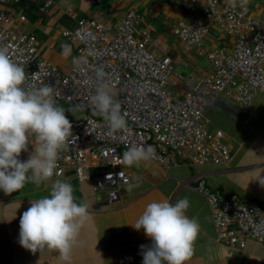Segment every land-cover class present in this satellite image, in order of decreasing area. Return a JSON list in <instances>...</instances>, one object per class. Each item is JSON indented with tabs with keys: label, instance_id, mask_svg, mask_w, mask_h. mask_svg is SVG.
Masks as SVG:
<instances>
[{
	"label": "built area",
	"instance_id": "1",
	"mask_svg": "<svg viewBox=\"0 0 264 264\" xmlns=\"http://www.w3.org/2000/svg\"><path fill=\"white\" fill-rule=\"evenodd\" d=\"M7 1L0 0V46H7L11 59L24 67V87L50 85L57 106L66 112L76 107L73 114L78 116H67L75 141L70 138L60 152L59 175L53 176L70 173L78 182L89 181L109 203L118 201L124 181L130 182L123 165H116L130 145L154 146L156 158L151 161L161 167L222 164L229 158L225 134L207 128L206 110L221 94L246 108L258 93H264V32L248 16L246 6L233 9L227 0H180L190 11L210 18L235 42L230 52H209L210 70L181 98H175L166 87L173 74L171 61L147 49V30L136 36L138 18L132 10L114 24L82 19L65 32L77 43V49L64 72L39 55L34 36L6 27L10 21L4 9ZM172 33L186 48H192L204 40L207 28L193 19ZM90 50L95 54H89ZM98 69L106 73L103 81L97 78ZM101 82L108 84L113 98L121 103L122 114H127L126 132L110 133L91 105L90 97ZM109 175L112 179H107ZM195 190L206 197L220 241L238 248L244 246L245 238L264 242V207L255 201L212 194L202 179L196 182Z\"/></svg>",
	"mask_w": 264,
	"mask_h": 264
},
{
	"label": "crops",
	"instance_id": "2",
	"mask_svg": "<svg viewBox=\"0 0 264 264\" xmlns=\"http://www.w3.org/2000/svg\"><path fill=\"white\" fill-rule=\"evenodd\" d=\"M22 4L25 9L13 1L4 5L10 20L6 27L34 35L39 55L64 72L77 49V43L65 32L82 19L114 24L132 10L138 18L136 36L147 30V49L156 57L171 61L173 74L166 87L175 98H181L200 75L210 70L209 52L217 49L230 52L235 42L210 18L199 11H190L180 0H22ZM246 7L248 16L264 32V0H248ZM25 10L32 11L26 19ZM193 19L201 21L207 33L198 46L186 48L172 31ZM218 99L206 110L205 122L210 131L220 129L225 134L229 158L222 164L179 163L161 167L149 161L139 166H123L130 182L133 176L142 180L131 192L126 190L127 185L123 186L119 200L113 203L108 202L103 192L94 191L89 181L78 182L70 173L53 176L39 186L26 183L10 195L0 191V264H143L141 245L151 246L152 241L143 229L136 230L131 224L149 203L163 200L175 203L185 197L190 201L186 215L200 224L194 255L186 264H264V242L245 238L244 246L238 248L218 239L207 200L194 189L196 181L202 179L217 196L264 202V186L258 180L264 177V93H258L246 108L232 99V102L221 100L217 105ZM212 112L222 118L220 123H212ZM33 146L30 144L28 151L21 153L22 161L28 159ZM56 180L70 183L75 202L88 206L89 216L73 245L70 262L62 261L56 251L45 248L32 253L19 244L20 217L32 200L50 195Z\"/></svg>",
	"mask_w": 264,
	"mask_h": 264
},
{
	"label": "clouds",
	"instance_id": "3",
	"mask_svg": "<svg viewBox=\"0 0 264 264\" xmlns=\"http://www.w3.org/2000/svg\"><path fill=\"white\" fill-rule=\"evenodd\" d=\"M227 3L233 9L237 5L243 8L248 0H227ZM62 47L67 52V46ZM89 54L95 53L90 50ZM96 75L103 81L106 73L98 69ZM25 81L24 67L11 59L7 46H0V191L7 195L18 192L26 183L39 186L53 175H59L56 171L59 154L70 138L75 141L66 110L53 99V87L26 89ZM90 103L107 123L110 133L128 130L127 114H122L121 103L113 98L107 83L101 82ZM75 110L74 106L67 111ZM30 144L33 151L22 161L21 153L27 152ZM155 158L154 146L132 144L116 165L139 166ZM119 176L123 177V173ZM141 180L140 176H133L132 182L125 180L126 190L131 192L139 187ZM258 180L264 186V177ZM189 206L187 197L175 203L153 201L131 224L136 230L143 229L152 241L151 246L141 245L143 264H186L192 258L200 224L196 218L186 215ZM88 216L87 204L75 202L73 186L56 180L50 195L32 200L20 217L19 244L32 253L45 248L56 251L62 261L70 262L73 245Z\"/></svg>",
	"mask_w": 264,
	"mask_h": 264
},
{
	"label": "rangeland",
	"instance_id": "4",
	"mask_svg": "<svg viewBox=\"0 0 264 264\" xmlns=\"http://www.w3.org/2000/svg\"><path fill=\"white\" fill-rule=\"evenodd\" d=\"M180 70V69H179ZM231 98H229L228 96H226L225 94H221L220 96H219V99L215 102L217 105H219V104H221V100H225V101H230V102H232V100H230ZM227 105H225L224 107H226ZM237 106H239V105H237ZM239 107H241V106H239ZM242 108V107H241ZM214 112L215 113H217V110H214ZM214 112H212V114H211V118H212V123L214 122V124H218V123H220L221 122V120H222V118L221 117H219V116H217V115H214ZM66 114V116H69V117H74V116H78V115H76V114H73V112H66L65 113ZM227 128V127H226Z\"/></svg>",
	"mask_w": 264,
	"mask_h": 264
},
{
	"label": "trees",
	"instance_id": "5",
	"mask_svg": "<svg viewBox=\"0 0 264 264\" xmlns=\"http://www.w3.org/2000/svg\"><path fill=\"white\" fill-rule=\"evenodd\" d=\"M11 1V0H10ZM16 4H18V5H20L22 8H24L25 9V7L23 6V4L21 5V2L20 3H16ZM30 14H32V11H30V10H25V16H24V18L26 17L27 18V15H30ZM25 18V19H26ZM39 19H42L41 17H38ZM61 107H63V106H61ZM64 108V107H63ZM219 197H222V198H225V199H229V197H226V196H219ZM253 201H255L256 203H258L260 206H262V207H264V202H259V201H257V200H253Z\"/></svg>",
	"mask_w": 264,
	"mask_h": 264
}]
</instances>
